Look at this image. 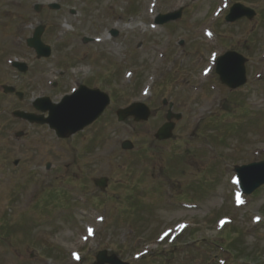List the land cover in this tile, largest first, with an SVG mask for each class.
<instances>
[{
    "label": "rangeland",
    "instance_id": "374dc122",
    "mask_svg": "<svg viewBox=\"0 0 264 264\" xmlns=\"http://www.w3.org/2000/svg\"><path fill=\"white\" fill-rule=\"evenodd\" d=\"M235 2L256 16L226 23ZM177 11L173 23L155 24ZM38 25L49 59L26 46ZM226 51L246 59L236 90L214 72ZM78 84L110 104L66 139L11 116ZM163 99L181 118L158 141ZM134 102L149 119L117 121ZM261 160L264 0H0V264H93L101 250L128 264H264V185L242 194L234 173ZM101 178L103 190L93 183Z\"/></svg>",
    "mask_w": 264,
    "mask_h": 264
},
{
    "label": "water",
    "instance_id": "95a60500",
    "mask_svg": "<svg viewBox=\"0 0 264 264\" xmlns=\"http://www.w3.org/2000/svg\"><path fill=\"white\" fill-rule=\"evenodd\" d=\"M51 7L57 8V5H51ZM254 16L255 12L253 10L241 4H234L230 8L225 20L228 23L243 17L251 20ZM179 17L180 12L177 11L175 13L159 15L156 22L164 24L169 21H175ZM40 34L41 28L36 29L33 37L28 39L27 46L34 49L37 58L48 57L50 49L42 45ZM113 34L116 35V33ZM85 41L87 40L85 39ZM244 62L245 59L235 52H226L218 57L215 63V73L218 75L220 82L230 89H236L243 85L246 81ZM13 65L20 72L26 71V66L22 63L14 62ZM3 93H14V88L4 86ZM16 96L19 99L22 98L21 93H16ZM109 102L107 94L99 90L88 89L81 85L77 91L71 95L64 96L57 104L51 103L48 98L37 99L33 103V107L42 114L47 112V118H44L43 115L38 116L22 111H15L13 115L29 123L47 124L50 129L54 130L57 137L67 138L95 121L108 106ZM163 104H166V100H163ZM168 108L169 110L166 115L167 122L158 129L154 136L157 140L170 138L174 128V123L171 122V119L180 118V115L171 113V103H169ZM149 115L150 110L142 103H133L127 108L116 111L118 121H123L128 117H133L136 122L146 121ZM121 147L122 149H131L132 144L129 141H124ZM235 171L240 178V186L247 194H250L260 185L264 184V161L236 167ZM94 183L101 189L106 186V180L103 178L96 180ZM94 264L127 263L121 262L114 254L108 256L106 251H100L96 256Z\"/></svg>",
    "mask_w": 264,
    "mask_h": 264
},
{
    "label": "bare ground",
    "instance_id": "6f19581e",
    "mask_svg": "<svg viewBox=\"0 0 264 264\" xmlns=\"http://www.w3.org/2000/svg\"><path fill=\"white\" fill-rule=\"evenodd\" d=\"M17 43V40H14V44Z\"/></svg>",
    "mask_w": 264,
    "mask_h": 264
},
{
    "label": "snow or ice",
    "instance_id": "6c2138e0",
    "mask_svg": "<svg viewBox=\"0 0 264 264\" xmlns=\"http://www.w3.org/2000/svg\"><path fill=\"white\" fill-rule=\"evenodd\" d=\"M91 231V230H90Z\"/></svg>",
    "mask_w": 264,
    "mask_h": 264
}]
</instances>
